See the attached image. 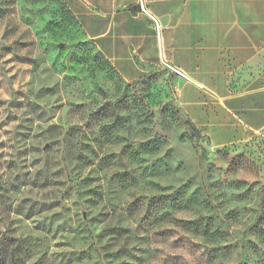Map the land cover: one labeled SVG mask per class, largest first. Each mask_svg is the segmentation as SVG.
I'll return each mask as SVG.
<instances>
[{
	"label": "rangeland",
	"instance_id": "obj_1",
	"mask_svg": "<svg viewBox=\"0 0 264 264\" xmlns=\"http://www.w3.org/2000/svg\"><path fill=\"white\" fill-rule=\"evenodd\" d=\"M181 82L123 79L68 0H0V264H264V129L213 145Z\"/></svg>",
	"mask_w": 264,
	"mask_h": 264
},
{
	"label": "crops",
	"instance_id": "obj_2",
	"mask_svg": "<svg viewBox=\"0 0 264 264\" xmlns=\"http://www.w3.org/2000/svg\"><path fill=\"white\" fill-rule=\"evenodd\" d=\"M125 80L167 67L177 100L215 146L264 129V0H68Z\"/></svg>",
	"mask_w": 264,
	"mask_h": 264
},
{
	"label": "trees",
	"instance_id": "obj_3",
	"mask_svg": "<svg viewBox=\"0 0 264 264\" xmlns=\"http://www.w3.org/2000/svg\"><path fill=\"white\" fill-rule=\"evenodd\" d=\"M178 117L180 118V120L182 121V123L191 131L193 132V134H195V129L192 126V123L188 120V119H184L182 118L179 114ZM194 150H196V145L193 146Z\"/></svg>",
	"mask_w": 264,
	"mask_h": 264
}]
</instances>
